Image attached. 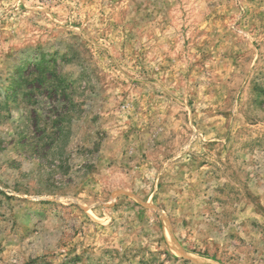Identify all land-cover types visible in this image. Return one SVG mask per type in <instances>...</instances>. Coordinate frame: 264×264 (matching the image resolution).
<instances>
[{
	"label": "rangeland",
	"instance_id": "1",
	"mask_svg": "<svg viewBox=\"0 0 264 264\" xmlns=\"http://www.w3.org/2000/svg\"><path fill=\"white\" fill-rule=\"evenodd\" d=\"M0 264H264V0H0Z\"/></svg>",
	"mask_w": 264,
	"mask_h": 264
}]
</instances>
